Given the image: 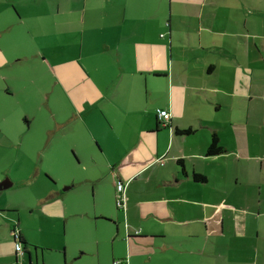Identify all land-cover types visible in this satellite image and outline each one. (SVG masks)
Segmentation results:
<instances>
[{"label":"crops","instance_id":"1","mask_svg":"<svg viewBox=\"0 0 264 264\" xmlns=\"http://www.w3.org/2000/svg\"><path fill=\"white\" fill-rule=\"evenodd\" d=\"M22 20L41 29L42 40L49 34L55 47H41L43 58L68 49L85 60L78 62L93 82V111L103 116L92 123L114 170V196L116 184L125 188L116 237L123 254L112 264H264V0H0L1 67L10 58L5 36ZM73 40L79 50H70ZM133 101L146 108L134 130L120 113ZM213 133L224 153L208 156ZM36 176L46 193L30 209H44L35 218L64 224L76 216L67 196ZM9 177L5 189L20 183ZM5 209L14 210L2 213L0 229L18 228L17 206ZM19 232L23 256L12 232L0 230V264H77L69 239L31 245Z\"/></svg>","mask_w":264,"mask_h":264},{"label":"rangeland","instance_id":"2","mask_svg":"<svg viewBox=\"0 0 264 264\" xmlns=\"http://www.w3.org/2000/svg\"><path fill=\"white\" fill-rule=\"evenodd\" d=\"M74 15L72 18L79 19L77 13ZM17 24L11 27V35L5 36L10 58L0 66V216L14 210L5 209L7 205H16V214L21 215V222L14 220L15 226L19 224L16 232L24 229L31 245L41 243L40 238L51 245L60 238L69 239L79 249L77 264H112L113 258L120 261L123 246L116 237L124 214L117 207L119 195L114 196V170L106 163L102 146L96 140L98 132L92 122L101 114L93 111V82L80 68L79 62L85 60L73 58L68 49H62V53L54 51L47 58L53 64L51 73L45 65L46 58L40 54L41 47H55L48 44L49 34L42 40L41 29L29 27L23 20ZM30 31L33 38L28 36ZM87 42L85 38V48ZM80 46V40L69 43L70 50H79ZM22 50L37 51V57L32 53L30 59L21 60L18 57ZM144 109L143 101H133L120 113L128 116V124L134 130L131 123L141 118ZM26 117L31 123L28 129ZM38 172L43 186L67 196L66 207L76 216L66 223L44 222V218H35L43 208L30 210L36 199L46 193L40 185H34ZM9 176L20 183L2 190L3 179ZM67 187L71 189L65 191ZM12 229L6 224L0 229L1 236Z\"/></svg>","mask_w":264,"mask_h":264},{"label":"trees","instance_id":"3","mask_svg":"<svg viewBox=\"0 0 264 264\" xmlns=\"http://www.w3.org/2000/svg\"><path fill=\"white\" fill-rule=\"evenodd\" d=\"M177 133L178 134H182V135H189V134H192L193 131L191 129L178 130ZM222 153H224V148L220 145V140H219L218 135L216 133H213L212 142H211V144H210V146H209V148L207 150V155L208 156H215V155H219V154H222ZM178 164L180 166H183L182 165L183 164L182 161H178ZM184 173H185V171H184ZM192 178L196 182H200V183L206 182V178L203 175H200V174L193 173ZM116 188H117V184H116ZM116 192H117V190H116ZM12 236H13L15 242H16L15 246H16L17 243H19L21 245V248L23 249V239H22V236H21L20 232H16V228H13Z\"/></svg>","mask_w":264,"mask_h":264},{"label":"built area","instance_id":"4","mask_svg":"<svg viewBox=\"0 0 264 264\" xmlns=\"http://www.w3.org/2000/svg\"><path fill=\"white\" fill-rule=\"evenodd\" d=\"M159 118L164 119L168 121L170 119V115L166 111H159L158 112ZM124 186L123 185H117V194L119 195V200L117 202V207L120 210H124L125 208V202H124ZM17 236V235H16ZM16 252L18 256H23V249L21 248V245L19 243L16 244L15 246ZM17 264H27L25 262H17Z\"/></svg>","mask_w":264,"mask_h":264},{"label":"water","instance_id":"5","mask_svg":"<svg viewBox=\"0 0 264 264\" xmlns=\"http://www.w3.org/2000/svg\"><path fill=\"white\" fill-rule=\"evenodd\" d=\"M117 183H119V181H117ZM5 188H6V186H2L1 189H5ZM114 223H116V222H114ZM16 255H17V253H16ZM27 264H31L30 258L28 259V263Z\"/></svg>","mask_w":264,"mask_h":264},{"label":"bare ground","instance_id":"6","mask_svg":"<svg viewBox=\"0 0 264 264\" xmlns=\"http://www.w3.org/2000/svg\"><path fill=\"white\" fill-rule=\"evenodd\" d=\"M159 111H161V110H159ZM159 111H158V112H159ZM158 118H159V115H158ZM160 119H161V118H160ZM162 120H163V119H162ZM164 124L166 125V122H164Z\"/></svg>","mask_w":264,"mask_h":264}]
</instances>
